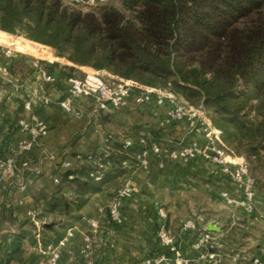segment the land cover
<instances>
[{
  "label": "trees",
  "instance_id": "trees-1",
  "mask_svg": "<svg viewBox=\"0 0 264 264\" xmlns=\"http://www.w3.org/2000/svg\"><path fill=\"white\" fill-rule=\"evenodd\" d=\"M118 1L120 7L105 1L97 11H85L64 0H0V34H23L39 43L27 44L28 48L46 45L73 64L104 69L144 85L169 87L182 101L202 103L227 148L249 161L256 190L257 175L264 177V0ZM42 68L52 74L57 69L56 75L66 79L74 70L53 62ZM13 76L18 83L24 80ZM25 100L18 102L13 125L23 116ZM98 115L105 127L113 119L102 110ZM182 125H132L113 133L106 144L113 148L114 166L93 168L99 175L96 180L68 170L62 181L72 183L71 194L36 195L35 220L41 224L37 228L28 218L14 225L2 264H39L49 257L81 219L80 210L90 197L138 167V148L125 145L124 138L144 132L158 141L183 144L186 140L176 132ZM0 156H4L2 148ZM2 212L6 221H12L11 203H3ZM106 214L109 217L108 208ZM49 216L56 221L47 222ZM224 228L226 235L216 240L221 247L212 249L219 260L249 258L238 254L252 227L227 222Z\"/></svg>",
  "mask_w": 264,
  "mask_h": 264
},
{
  "label": "crops",
  "instance_id": "crops-1",
  "mask_svg": "<svg viewBox=\"0 0 264 264\" xmlns=\"http://www.w3.org/2000/svg\"><path fill=\"white\" fill-rule=\"evenodd\" d=\"M68 65L78 69L73 72V76L84 75V66L73 63ZM56 72L57 69L53 72L57 77V83L54 85L42 87L35 73L23 80V87L16 90L18 95L14 96L9 91L7 94L0 92V99L3 98L0 101V149L3 151L5 145H15L24 137L17 125H13L19 100L27 99L32 90H38L40 94H47L51 98L48 105L34 103L41 119L47 124L48 131L30 150L21 153V160L28 163L27 169L21 177L16 172L0 177V264L14 225L29 218L28 210L36 209V195L51 196L56 191L65 195L71 194L72 183L62 181V175L66 171H77V175L82 179H90L89 171L84 166L93 159L94 155L91 154H98L100 147L112 139L113 133L123 132L132 125L156 127L161 117V110L152 104L136 105L132 94L128 96L124 106L114 108L107 105L102 110L103 115H111L120 123L114 132L100 122L93 98L74 99V107L81 115L64 113L57 102L65 97L67 81L66 78L58 77ZM10 76L14 80L11 83L15 84V77L12 74ZM176 132L184 135V126L178 127ZM189 137L190 135L185 140L188 141ZM80 155L92 157L87 160L80 158ZM64 160L71 162L69 169L62 167ZM35 169H39V173H36ZM55 177H59L60 184L53 183ZM131 179L137 185L129 197L120 201L122 220L114 223L107 217L106 209L113 194ZM20 181L22 189L18 185ZM116 184H119V187L115 189ZM221 189L232 190L233 186L218 172L214 164L200 157L188 164L171 163L164 167H160L156 159L152 158L147 168L136 167L128 179L112 180L90 197L80 210L81 219L72 227L73 236L61 249L59 264L83 262L84 256L80 248L85 235L93 237V264H138L148 255L165 251L157 235L161 223H164L172 234L180 258L186 260L187 264H200L196 253L190 249V243L197 232L181 228L183 220L194 215L199 218L198 229L209 231L214 240L226 235L228 229L224 228V225L227 222L251 226L252 235L246 239L238 257L260 255L261 241L264 240V221L260 218L263 208L259 209L260 205L257 203L255 212L251 214L239 208H227L217 195ZM20 198H23V203L16 204ZM8 202L13 208L12 221L3 218L2 204ZM159 207L165 210V218L159 216ZM90 220H96L98 223V231L95 234L91 231ZM221 261V264H236L240 260L235 256H228L220 258L219 262ZM39 264L47 263L43 259Z\"/></svg>",
  "mask_w": 264,
  "mask_h": 264
},
{
  "label": "built area",
  "instance_id": "built-area-1",
  "mask_svg": "<svg viewBox=\"0 0 264 264\" xmlns=\"http://www.w3.org/2000/svg\"><path fill=\"white\" fill-rule=\"evenodd\" d=\"M68 4L77 9L95 7L106 0H66ZM41 86L54 85L57 77L47 69L39 67L36 71ZM105 70L90 69L85 71L82 77L70 76L66 79L67 91L65 97L58 100L57 104L64 113L81 115V112L74 107V99L77 97L93 98L96 112L103 110L107 105L119 108L127 103L129 95H133V101L138 106L152 104L156 109L161 110V117L157 122V127L164 128L173 122H180L184 126L182 139L190 135L189 140L181 144H171L169 139L158 141L151 134L141 132L135 136L124 138L125 145L137 147L139 167L147 168L152 158L156 159L160 167L171 163L188 164L191 160L200 157L211 162L217 167L218 172L229 181L233 189H221L218 198L227 208H239L247 214L256 210L257 194L255 190V180L250 172V163L243 156L230 151L221 138V130L217 128L207 115L202 103L192 105L180 100L176 93L169 87H154L136 82L133 79L124 78L116 75L106 74ZM8 81H14L10 76ZM23 84H17L20 89ZM48 105L51 98L47 94H40L38 90L29 92V97L23 106V116L17 122V128L24 134L15 145L5 147L4 156H0L1 175H12L15 172L22 176L27 169L28 163L21 160L22 152L30 150L34 143L47 134V124L41 119L34 103ZM104 167V164H100ZM62 167L69 169L71 162L62 161ZM39 173V169H35ZM91 179H98L96 171H89ZM71 177V175L69 176ZM54 184H60L59 177L53 178ZM22 189L23 185L18 182ZM137 183L128 180L112 196L108 206L109 218L114 223L122 220L120 201L132 194ZM20 198L16 204H22ZM161 218L166 217V212L162 207L158 208ZM27 215L34 220L37 228L41 222L35 220V210H28ZM260 218L264 221V211L260 212ZM197 216H190L183 220L181 228L183 230L197 232L194 240L190 243V249L196 253L197 261L203 264L204 261L219 262V254L212 249L220 248L221 244L214 240L209 231L198 229ZM45 222V221H43ZM90 227L93 234L98 231L96 220H90ZM39 234L37 233L36 236ZM157 235L160 244L165 251L156 255H148L142 258L138 264H187L178 255V251L173 243L172 234L166 229L165 224L161 223L158 227ZM73 236L72 228L58 242L57 246L50 250V256L46 259L47 264H59L61 249L66 245L69 238ZM93 237L85 235L80 252L84 256L81 264H93ZM261 254L252 255L242 259L236 264H264V240L260 245ZM170 253L171 255H167Z\"/></svg>",
  "mask_w": 264,
  "mask_h": 264
},
{
  "label": "rangeland",
  "instance_id": "rangeland-1",
  "mask_svg": "<svg viewBox=\"0 0 264 264\" xmlns=\"http://www.w3.org/2000/svg\"><path fill=\"white\" fill-rule=\"evenodd\" d=\"M66 3L67 1L64 0ZM105 4H112L115 5L117 7H120V3L118 0H106ZM99 6H95V7H89L84 9L85 11H97L99 9ZM83 10V9H82ZM2 31V30H0ZM3 32V31H2ZM5 35L2 37L0 34V47L2 48L1 52H0V92L1 94H7L6 92L9 91L12 92L15 95H18L17 93V88L16 85L17 84H21L18 83L17 81H15V84H12L11 82L8 81V78L10 77V74H15L17 76H19L22 79H25L26 77H30L32 75H34L37 71V69L39 67H44V63H57L59 64V66L63 67V66H72V65H68V63H71L70 61H68L67 59H65L64 57H58L55 54V50L49 46L46 45H39L38 47L35 48H28V46L32 43H37L34 41H31L29 39H27L23 34H10V33H6L4 32ZM4 38V39H3ZM39 44V43H37ZM37 51V52H36ZM38 51L40 53H38ZM54 56V58H52ZM57 57V58H55ZM52 58V59H50ZM52 61V62H50ZM77 65V64H75ZM77 66H83V65H77ZM74 70L72 71L75 72L77 69V67L73 66ZM95 69L93 67L90 66H84V73L85 71H88L90 69ZM99 70H104V69H99ZM83 73V74H84ZM106 74H110V75H116L113 74L107 70H105V77H109ZM119 76V75H116ZM3 98L0 99V101H2ZM183 99V98H182ZM184 100V99H183ZM118 127L117 124V120L116 119H109L107 121V125L106 128H108L110 131L114 132V130ZM111 149H113L112 147L109 148L108 144H106V142L103 144L102 147H100L98 154H91L94 155L93 159L90 161V163H86V166H84L85 169H87L88 171H95L93 168H97L98 170H106L109 169L110 167L114 166V160L112 158V154H111ZM91 155H87V156H82L80 155V158H84L87 159L91 156ZM92 157V156H91ZM95 162H94V161ZM100 164H104V167H100ZM251 167V166H250ZM93 169V170H92ZM131 174V172H129L128 174L119 177L120 180H124V179H128L129 175ZM254 176V174H252ZM256 176V175H255ZM260 178V181L257 182L256 185V194H257V203L258 208L264 210V177L262 175H257ZM119 184L115 185V189L117 188ZM119 187V186H118ZM45 220L47 222H52V221H56V217L54 216H49L46 217ZM235 228V227H233ZM239 232L238 227L236 228ZM229 237V235H228ZM232 237V236H230ZM233 238V237H232ZM28 247V246H27ZM48 258V257H47ZM46 258V259H47ZM45 259V261H46Z\"/></svg>",
  "mask_w": 264,
  "mask_h": 264
},
{
  "label": "water",
  "instance_id": "water-1",
  "mask_svg": "<svg viewBox=\"0 0 264 264\" xmlns=\"http://www.w3.org/2000/svg\"><path fill=\"white\" fill-rule=\"evenodd\" d=\"M46 225H49V224H46ZM203 264H214L213 261H204Z\"/></svg>",
  "mask_w": 264,
  "mask_h": 264
}]
</instances>
